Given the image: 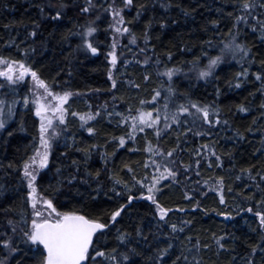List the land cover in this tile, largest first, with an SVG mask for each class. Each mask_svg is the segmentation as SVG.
<instances>
[{"label":"trees","instance_id":"trees-1","mask_svg":"<svg viewBox=\"0 0 264 264\" xmlns=\"http://www.w3.org/2000/svg\"><path fill=\"white\" fill-rule=\"evenodd\" d=\"M0 58L72 92L34 184L106 224L83 264H264V0H0ZM35 84L0 78L6 264L45 260L25 176Z\"/></svg>","mask_w":264,"mask_h":264},{"label":"rangeland","instance_id":"rangeland-1","mask_svg":"<svg viewBox=\"0 0 264 264\" xmlns=\"http://www.w3.org/2000/svg\"><path fill=\"white\" fill-rule=\"evenodd\" d=\"M115 14V12H113ZM112 13V27L118 29V19ZM90 44V43H89ZM236 48V43L234 41L229 42L222 53H219L216 57L212 58L208 65L200 68L197 71L198 77H206L201 74L204 72H210L225 56L230 55L234 52ZM111 59L115 57L114 50L110 53ZM215 60L216 64L212 65V61ZM11 69V70H9ZM8 73L12 77V80H9L7 76L0 75V78L6 82L15 83L24 80L26 77H29L34 81L35 89L30 96V99L27 97L25 102H30L34 106V110L37 113L39 111L40 118V139L39 145L35 154L27 161L25 165V172L27 171L31 175L26 176L28 185H29V201L32 205L33 210V221L30 227L29 236L33 232V222L40 223L46 219L57 220L60 218L62 213L56 212L53 207H49V201L43 199L37 192L35 188L34 181L32 176L36 178L38 172L42 170L47 164L48 156L53 145V141L57 136L60 128L63 125L66 115L65 103L72 92L68 90H49L46 87L41 86V80L37 78L34 79L31 77V71L28 66L23 62L10 60L5 58H0V73ZM22 75V78H20ZM166 111H163L161 114H165ZM147 118V114L145 115ZM43 126V131H42ZM158 215L162 217L165 212L162 208L156 207ZM39 213V215H37ZM7 259H0V264H6Z\"/></svg>","mask_w":264,"mask_h":264},{"label":"snow or ice","instance_id":"snow-or-ice-1","mask_svg":"<svg viewBox=\"0 0 264 264\" xmlns=\"http://www.w3.org/2000/svg\"><path fill=\"white\" fill-rule=\"evenodd\" d=\"M89 47L91 48V45ZM92 51L95 52V49L92 48ZM211 63L215 65L216 61L213 60ZM0 75H5L9 80H12V77L6 72L0 73ZM35 75L33 72L32 76L35 77ZM168 75L171 76L172 73L169 72ZM201 75L207 76L209 73L204 72ZM20 78H22V75ZM37 114H40L39 111ZM204 117L205 119L208 117L206 109L204 110ZM2 126L0 124V127ZM121 142L123 143V141ZM25 175L29 176L31 174L26 171ZM32 179L34 180L35 177L32 176ZM49 207H51L50 204ZM118 215L119 212L115 213L113 219ZM103 227L104 225L89 221L83 216L63 214L59 219L51 222L45 220L43 223H36L34 221V230L29 236V239L33 243L42 244L47 250L46 264H82L88 258L87 253L93 233ZM99 255H103V253H99Z\"/></svg>","mask_w":264,"mask_h":264},{"label":"water","instance_id":"water-1","mask_svg":"<svg viewBox=\"0 0 264 264\" xmlns=\"http://www.w3.org/2000/svg\"><path fill=\"white\" fill-rule=\"evenodd\" d=\"M95 49V52H93L92 51V49H91V51H92V53H97L98 51H97V49L96 48H94ZM72 214H74V215H78V216H83V217H85V219H87V220H89V221H92V222H94V223H99V224H102V225H104V227L103 228H100V229H97L94 233H93V235H92V240H93V238H94V236H95V234L98 232V231H101V230H103V229H105L106 228V224L104 223V222H102V221H99V220H94V219H90V218H88V217H86L85 215H83V214H79V213H72ZM46 220H48V221H53V220H49V219H46ZM45 221V220H44ZM44 221H42V222H40V223H43ZM34 230V229H33ZM92 240H91V243H92ZM42 247H43V249H44V253H45V260H44V264H46V257H47V250L44 248V246L42 245V244H40ZM91 245V244H90ZM90 245H89V247H90ZM89 249V248H88ZM84 262V261H83ZM83 262H82V264H83Z\"/></svg>","mask_w":264,"mask_h":264}]
</instances>
